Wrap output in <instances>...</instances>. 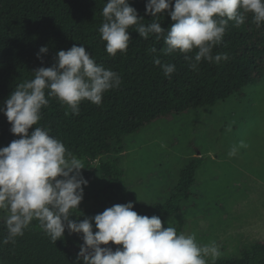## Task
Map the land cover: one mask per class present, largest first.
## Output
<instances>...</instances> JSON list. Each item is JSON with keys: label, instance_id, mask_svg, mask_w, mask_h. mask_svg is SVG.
Wrapping results in <instances>:
<instances>
[{"label": "trees", "instance_id": "1", "mask_svg": "<svg viewBox=\"0 0 264 264\" xmlns=\"http://www.w3.org/2000/svg\"><path fill=\"white\" fill-rule=\"evenodd\" d=\"M107 0H0V148L20 137L11 132V123L4 113L5 101L19 83L34 78V70L51 67L59 50L74 44L85 46L98 64L110 68L121 77L118 88L107 91L100 105L84 100L79 115L55 97L42 109L39 126H46L51 135L64 142L84 165L90 166L100 157L125 151V137L159 119H173L188 110L213 107L245 87L260 83L264 78V23L257 25L251 13L245 23L235 26L228 22L223 41L212 49L213 57L227 54L219 63L202 60L193 70L185 54L165 55L163 38L147 39L129 29L131 42L126 53L115 56L106 51V42L99 33L104 18L102 9ZM148 25L158 19L162 27L174 22L165 12L153 17L146 13L147 0H129ZM174 7V0H173ZM49 51L37 53L42 46ZM156 51L153 52L152 49ZM194 55V53H193ZM174 64L171 79L154 63ZM35 126L30 129V132ZM204 158L196 156L182 169L171 198L164 203H134L140 215H172L182 212L183 203L193 196V187ZM100 174L109 188L126 196L122 185L125 169L118 162L102 161ZM7 229L0 218V264H77L78 252L68 239L56 242L33 220L24 235L15 242L4 244ZM83 264V260L79 261ZM215 264H264V242L258 241L244 249L236 258H221Z\"/></svg>", "mask_w": 264, "mask_h": 264}, {"label": "clouds", "instance_id": "2", "mask_svg": "<svg viewBox=\"0 0 264 264\" xmlns=\"http://www.w3.org/2000/svg\"><path fill=\"white\" fill-rule=\"evenodd\" d=\"M165 12L174 22L167 29L158 19L145 25L129 0H107L99 28L107 53H126L132 40L129 29L134 27L144 39L153 34L157 40L163 38L165 55L185 54L193 70L202 60L219 63L228 56L213 57L212 49L223 41L228 22L238 27L251 13L257 25L264 23V0H174V7L173 0H147L146 13L158 17ZM48 51L47 45L42 46L38 58ZM154 63L169 79L176 71L174 64H162L159 58ZM34 73L33 79L16 85L3 109L11 132L20 137L0 148V212L6 214L7 229L3 243H14L37 220L53 242L64 236L66 228L82 234L77 264L81 259L83 264H215L222 254L215 241L202 245L194 233L178 232L170 223L164 227L159 216L133 210V202L116 204L81 221L71 218L79 215L89 183L81 171L86 166L49 128L39 126L42 109L48 106V97H55L79 115L82 101L100 105L107 91L120 86L121 77L98 64L85 46L75 44L59 50L51 67ZM235 154L233 148L229 155ZM109 242L122 247L115 251L102 247Z\"/></svg>", "mask_w": 264, "mask_h": 264}, {"label": "rangeland", "instance_id": "3", "mask_svg": "<svg viewBox=\"0 0 264 264\" xmlns=\"http://www.w3.org/2000/svg\"><path fill=\"white\" fill-rule=\"evenodd\" d=\"M125 147L81 170L89 183L73 220L94 217L116 204L164 203L174 193L182 169L201 156L204 163L193 196L183 203L182 212L153 215L164 227L170 223L178 232L194 233L202 245L215 241L222 253L218 259L239 257L255 242H264V78L213 107L159 119L126 136ZM233 148L236 154L230 156ZM102 161L118 162L125 169L126 196L109 188L100 174ZM5 215L0 212V218ZM63 237L73 251H80L82 234L66 228ZM102 247L115 251L122 246L109 242Z\"/></svg>", "mask_w": 264, "mask_h": 264}]
</instances>
